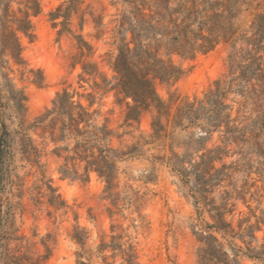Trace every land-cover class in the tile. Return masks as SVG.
<instances>
[{"label": "rangeland", "instance_id": "374dc122", "mask_svg": "<svg viewBox=\"0 0 264 264\" xmlns=\"http://www.w3.org/2000/svg\"><path fill=\"white\" fill-rule=\"evenodd\" d=\"M260 1L264 5V0ZM63 2L38 0L40 13L31 17L35 38L29 41L20 35L21 64L1 54L0 46V114L11 133L0 175V264H76L80 246L71 238L76 227L87 232L86 247L96 246L103 238L109 240L112 234H122L134 244L141 264H200V243L193 231L205 221L211 222V217L206 211L198 214L193 198L165 163L170 144L173 143L175 151L184 152L191 132L196 129L174 130L169 123L163 141L145 143L143 154L119 161L116 187L109 197L103 178L94 171L86 181L63 177L59 167L66 153L60 152L58 157L53 149L65 142L55 144L48 132L42 134L39 129L23 132L18 118L9 111L13 103L11 89L26 96V123L33 122L51 106L56 94L66 89L85 106L92 100L90 109L100 111V122L109 120L115 133L113 147L126 149L136 142L151 141V122L156 110L152 107L144 111L138 123L127 125L124 118L130 99L123 100L114 90L102 87L103 76L108 80L114 76L111 65L120 43L121 5L116 0H84L81 11L71 18L72 33L58 34L60 26L52 24L49 13ZM12 7L16 9L18 4L13 1ZM260 9L261 6L243 12L237 21L239 30L247 28ZM76 34H82L91 44L92 55L79 57L73 37ZM228 51V44L221 42L192 60L174 56L176 64L184 70L183 76L172 85L156 83L157 93L171 113L185 98L202 97L217 78L227 79ZM88 62L97 63V74L83 72L82 66ZM232 104L233 116L252 115L250 105L241 96L236 95ZM162 121L165 123L166 119L163 117ZM195 139L196 136L191 138ZM217 143L215 134L207 147ZM154 156H164V160ZM235 158L226 157L225 162ZM79 172H83L82 165ZM244 182L248 189L239 194ZM49 185L62 199V206L49 203ZM224 190L234 191L231 199L234 207L227 215L234 226L241 218L254 223L255 215L262 216L264 184L256 174L232 172L215 190L217 200ZM260 228L256 231L258 243L264 241V224ZM234 243L244 249L238 238ZM223 244L232 256V245L225 240ZM240 259L242 264H264L241 254ZM96 260L94 255L91 264Z\"/></svg>", "mask_w": 264, "mask_h": 264}, {"label": "trees", "instance_id": "16d2710c", "mask_svg": "<svg viewBox=\"0 0 264 264\" xmlns=\"http://www.w3.org/2000/svg\"><path fill=\"white\" fill-rule=\"evenodd\" d=\"M13 1L18 4L16 9L12 7ZM83 3L84 0H64L50 11L49 20L60 26L58 34L72 33L71 18L81 11ZM116 3L121 5L120 43L111 65L114 76L112 80L103 76L102 87L114 90L123 100L130 99L124 118L127 125L138 123L144 111L152 107L156 110L151 122V141L136 142L126 149L113 147L115 133L109 120L100 122V111L90 109L92 100L85 106L66 89L57 93L51 106L31 123H26L25 94L11 89L13 103L9 111L18 118L23 132L39 129L42 134L48 132L53 143L65 142L53 149L58 157L60 152L66 153L59 167L63 177L86 181L94 171L103 178L109 197L116 187L119 161L143 154L145 143L163 141L169 123L174 130L196 129L191 132L184 152L175 151L173 143L170 144L165 163L193 198L198 214L206 211L211 217V222L205 221L193 231L200 243V264H242L240 254L264 262V241L258 243L256 235L264 224V211L260 217L255 215L254 223L241 218L234 226L227 219L234 207L231 203L234 191L224 190L218 200L214 195L231 173L239 170L256 174L264 184V5L260 0H116ZM260 6L248 27L239 30L240 15ZM39 13L38 0H0L1 54L16 64L23 62L20 35L29 41L35 38L31 17ZM83 23L81 14L80 28ZM73 37L79 57L92 55V46L82 34ZM221 42L229 46L227 79L217 78L202 97L185 98L171 113L157 93L156 83L172 85L183 76L184 70L176 64L174 56L192 60ZM82 70L95 75L97 63H84ZM236 95L250 105L251 116L232 115ZM215 134L219 143L207 147ZM194 136L196 139L192 141ZM10 139L8 125L0 114V175ZM229 156L236 158L226 163ZM154 158L164 160V156ZM246 185L244 182L239 194L246 193ZM49 188V203L62 206L60 196L50 185ZM71 238L80 246L76 264H91L94 255L98 259L95 264H141L134 244L122 234H112L109 240L103 238L94 247H86L88 234L79 227ZM236 238L244 243V249L234 243ZM223 240L232 245V256L224 248Z\"/></svg>", "mask_w": 264, "mask_h": 264}]
</instances>
